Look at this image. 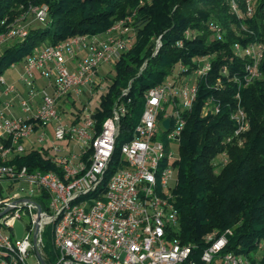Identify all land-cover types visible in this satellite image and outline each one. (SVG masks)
I'll use <instances>...</instances> for the list:
<instances>
[{"label": "built area", "instance_id": "2783aa9c", "mask_svg": "<svg viewBox=\"0 0 264 264\" xmlns=\"http://www.w3.org/2000/svg\"><path fill=\"white\" fill-rule=\"evenodd\" d=\"M254 3L242 0L240 7L236 0H229L228 6L243 19L251 16ZM27 11L41 22L47 16V6L42 3L28 4ZM16 20L0 33V47L6 40L26 34L25 25ZM131 20L127 15L101 34H75L35 47L17 72L25 95L0 76V188L3 182L17 184L23 192L0 195V211L11 207L0 215V264H29L27 259L32 256V264H40L35 251L44 261L40 232L46 225L51 227L57 258L45 264H255L252 258L256 255L250 252L225 250L230 228L205 233L201 248L193 242H181L175 235L178 222L172 188L177 179L169 146L178 145L184 112L191 108L198 81L210 68V54L198 57L188 71L176 63L170 76L144 91L139 117L120 142L116 159L119 122L128 112L129 99L114 101L96 129L92 117L95 106L88 107L86 101L92 90L100 88V67L110 70L131 42ZM207 28L213 39L222 38L223 28L217 22L210 21ZM176 45L180 46L181 40ZM231 51L246 60L242 85L260 77L263 43L234 42ZM220 72L227 74L225 66ZM232 75L236 77L233 81L240 82ZM126 91L121 89L120 95ZM82 96L85 102L76 106ZM234 97L236 105L230 118L235 128L226 140L234 139L240 145L248 122L238 92ZM12 100H16L20 115L12 114ZM214 102L210 97L203 101L204 114L208 109L218 110ZM163 119H167L166 126ZM26 141L40 148L55 169L17 166L13 157L26 151ZM219 162H225L224 153ZM109 163L113 169L104 182ZM40 198L34 247L35 203ZM14 220L22 225L20 238L14 237L10 227Z\"/></svg>", "mask_w": 264, "mask_h": 264}, {"label": "trees", "instance_id": "16d2710c", "mask_svg": "<svg viewBox=\"0 0 264 264\" xmlns=\"http://www.w3.org/2000/svg\"><path fill=\"white\" fill-rule=\"evenodd\" d=\"M228 1L0 0V33L21 7L40 3L47 6V20L42 26L26 28L22 38L0 48V75L5 67L26 57L42 43H56L75 34H101L115 21L130 15L131 42L114 62V74L104 75L106 85L92 113L99 129L113 102L129 99L128 112L119 122L116 159L120 142L139 117L144 91L168 76L176 63L186 65L188 71L199 56L212 55L209 70L198 81L191 108L184 112L185 125L177 145L178 157L174 160L177 180L172 188L178 222L175 235L181 242H193L201 248L205 233L230 228L225 250L249 253L264 240V51L258 66L260 77L244 86L246 60L233 55L231 45L263 39L264 0H255L251 16L243 19L230 12ZM236 1L242 7V0ZM210 19L222 26L221 39L208 36L205 25ZM241 25L246 31L240 29ZM156 36L160 45L152 53V39ZM178 40L180 46L176 45ZM222 66L240 82L226 80L220 72ZM217 78L220 83L215 88L212 82ZM123 88L127 91L120 95ZM236 92L248 122V128L240 135V145L234 139L226 140L235 128L230 111L236 105ZM210 96L218 104V110L214 113L208 109L200 116L202 102ZM221 153L225 155L222 164L214 160ZM13 162L29 170L55 169L38 147L15 155ZM112 169L109 163L104 182ZM38 200L42 207L43 199ZM40 237L44 262L55 260L57 252L49 225L42 228ZM252 260L264 264V245Z\"/></svg>", "mask_w": 264, "mask_h": 264}, {"label": "rangeland", "instance_id": "374dc122", "mask_svg": "<svg viewBox=\"0 0 264 264\" xmlns=\"http://www.w3.org/2000/svg\"><path fill=\"white\" fill-rule=\"evenodd\" d=\"M41 4V3H40ZM44 4V3H42ZM39 5V4H37ZM28 6V5H27ZM27 6L26 7H21V11L19 12V14L14 17L12 20H10L9 23H12L13 21L16 20V23H19L21 25H25L26 28L30 27V26H42L45 21L47 20V17L45 18L44 21H38V20H35L33 19L32 15L30 14V12L27 11ZM30 6H34L33 4H30ZM235 15V14H233ZM215 19V18H214ZM213 19H210L208 21H206V25H205V29L207 30V34L208 36H210V32L207 28V24L212 21ZM231 27H234L233 25H231ZM235 29V27H234ZM240 29L242 30H245L246 31V28L241 25L240 26ZM17 38H10L8 40L5 41V45L8 44L9 42L13 41V40H16ZM258 42L260 43H263L264 45V36H263V39L262 40H258ZM160 45V40H159V36H156V37H153L152 39V47H151V50H152V53H155L158 49ZM208 54H205L203 56H207ZM212 56V55H211ZM210 56V57H211ZM202 57V56H199V58ZM210 59V58H209ZM23 60H24V57L18 59L17 61H14L12 64H10L9 66L5 67L1 73L0 76L3 77V79L5 80L6 83H12L14 85V87L22 94V95H25V91H26V88L17 80V72L19 70H21L20 66L21 64L23 63ZM182 64V63H181ZM143 64L140 66L142 67ZM186 67V65H184ZM175 69V68H174ZM109 69L106 68L105 66H101L100 69H99V74L102 76L101 80H100V88H96L93 91V95L88 99L87 102V106L88 107H93V106H96L97 103H98V100H99V95L104 91V88H105V85H106V80L104 79V75L107 74L109 77L112 76L114 74L113 72V69L112 67L110 68V70L108 71ZM184 73V71H183ZM182 74V73H181ZM171 75V73L169 74V76ZM225 79L228 80V81H233V80H236V77L234 78L233 75H229V74H226L225 76ZM41 82L40 79H38L37 81V84ZM220 82V80H219ZM39 85V84H38ZM212 85L213 87L217 88L219 87V85H217V79H215L213 82H212ZM39 87V86H38ZM9 98V96L7 97H3V99H7ZM209 98V97H208ZM211 100L215 101L213 97H211ZM14 102H16V100H14ZM85 102V98L84 96L81 97V101H77L76 102V106H79ZM202 109H203V102H202V105H201ZM202 109H200V116H204V113L202 111ZM17 115H19L20 113L19 112H16ZM248 128V127H247ZM169 149H170V152H171V159H175L178 157V146H177V143H173L169 146ZM221 159V156L220 155H217L214 160L216 162H218L219 160ZM173 177H175V171L173 172ZM173 180H171L172 182ZM15 191H19V193H23L22 190L19 189V187L17 186V184H12L10 185L9 183H1V188H0V195L1 196H4V195H10L12 192H15ZM22 220L26 219L25 216H22L21 217ZM262 245H264V240H260L259 241V245H258V248L255 250V251H251L250 254H256V256L258 255L259 253V250L261 249ZM34 260V256L32 257H29L27 259V262L29 264H32Z\"/></svg>", "mask_w": 264, "mask_h": 264}, {"label": "water", "instance_id": "95a60500", "mask_svg": "<svg viewBox=\"0 0 264 264\" xmlns=\"http://www.w3.org/2000/svg\"><path fill=\"white\" fill-rule=\"evenodd\" d=\"M162 124L164 126H166L167 124V119H163L162 120ZM11 207H6L5 209H3L2 211H0V215H2L3 213H5L6 211H8ZM39 212H40V206L38 203H35V220H34V226H33V230H32V237H31V241L32 244L35 247V243H36V238H37V234H38V227H39ZM10 227L13 230V234L15 238H20L21 234H22V225L18 220H14L12 221ZM36 257L39 260L40 264H45V262L43 261V259L40 257L39 253L37 251H35Z\"/></svg>", "mask_w": 264, "mask_h": 264}, {"label": "crops", "instance_id": "0c3cea01", "mask_svg": "<svg viewBox=\"0 0 264 264\" xmlns=\"http://www.w3.org/2000/svg\"><path fill=\"white\" fill-rule=\"evenodd\" d=\"M5 44H3L2 46H4ZM1 46V47H2ZM0 47V48H1ZM1 99L2 100H4L3 99V97H1ZM11 111H12V114H14V115H17L16 114V112H19L20 114H21V112L19 111V109H18V107H17V103L16 102H14V100H12V108H11ZM19 114V115H20ZM32 137V136H31ZM24 145H25V148H26V151L28 150V149H30V148H33V146H32V144L30 143V142H24Z\"/></svg>", "mask_w": 264, "mask_h": 264}]
</instances>
